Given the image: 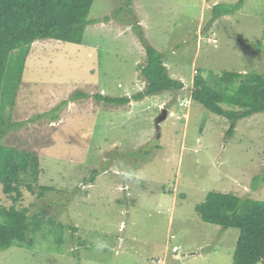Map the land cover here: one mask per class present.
Here are the masks:
<instances>
[{
  "label": "rangeland",
  "instance_id": "374dc122",
  "mask_svg": "<svg viewBox=\"0 0 264 264\" xmlns=\"http://www.w3.org/2000/svg\"><path fill=\"white\" fill-rule=\"evenodd\" d=\"M238 1L94 0L95 24L81 44H32L2 110L23 125L3 143L38 155L35 192L21 186L15 206L41 212L44 223L27 234L31 247L1 251L0 264H233L239 231L204 223L195 207L210 192L264 200V113L227 136L230 122L190 92L199 74L264 75V0H243L233 15L213 19L215 4ZM141 37L183 89L124 106L99 102L97 94L145 90ZM76 92L87 97L73 101ZM12 204L0 185V206Z\"/></svg>",
  "mask_w": 264,
  "mask_h": 264
},
{
  "label": "trees",
  "instance_id": "16d2710c",
  "mask_svg": "<svg viewBox=\"0 0 264 264\" xmlns=\"http://www.w3.org/2000/svg\"><path fill=\"white\" fill-rule=\"evenodd\" d=\"M94 0H0V185L2 193L13 204L0 206V252L13 244L31 247L29 231L38 232L44 223L41 212L29 213L27 208H17L15 203L22 197L21 186L31 193L39 173L37 154L12 148L3 143L6 136L16 131L18 125L4 120L2 110L11 105L22 83L25 61L33 43L55 40L81 44L85 29L95 21L88 15ZM131 4V0H128ZM243 4L235 6L214 5L213 19L230 16ZM131 7V5H128ZM108 21V18L104 19ZM141 36V33L139 32ZM144 46L145 65L139 73L146 83L144 91L131 97L112 98L97 94L95 98L108 104L124 106L131 101L167 91L183 89V84L173 80L162 61V55L141 37ZM87 97L81 92L71 100ZM191 99L212 114L230 122L227 136H232L239 120L264 113V75L251 71L245 73L223 72L216 78L194 77ZM63 102L62 105H64ZM223 106H226L225 109ZM50 114H45L44 117ZM56 115L52 119H56ZM36 119V118H33ZM31 119V121H33ZM99 172L94 170L91 182ZM260 177L254 178L258 182ZM264 181V179H262ZM41 193L51 189L39 186ZM204 223L217 225L222 230L236 229L239 237L233 255V264H264V200L240 198L233 194L210 192L195 207Z\"/></svg>",
  "mask_w": 264,
  "mask_h": 264
},
{
  "label": "water",
  "instance_id": "95a60500",
  "mask_svg": "<svg viewBox=\"0 0 264 264\" xmlns=\"http://www.w3.org/2000/svg\"><path fill=\"white\" fill-rule=\"evenodd\" d=\"M166 111L164 110L163 112H162V115H161V117H159L157 120H156V124L158 125L162 120H164L165 118H166Z\"/></svg>",
  "mask_w": 264,
  "mask_h": 264
},
{
  "label": "crops",
  "instance_id": "0c3cea01",
  "mask_svg": "<svg viewBox=\"0 0 264 264\" xmlns=\"http://www.w3.org/2000/svg\"><path fill=\"white\" fill-rule=\"evenodd\" d=\"M216 5V4H215Z\"/></svg>",
  "mask_w": 264,
  "mask_h": 264
}]
</instances>
